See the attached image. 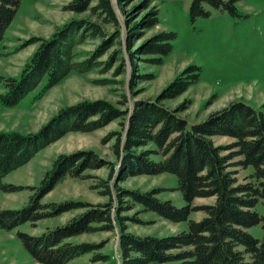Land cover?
Returning a JSON list of instances; mask_svg holds the SVG:
<instances>
[{
    "label": "trees",
    "instance_id": "trees-1",
    "mask_svg": "<svg viewBox=\"0 0 264 264\" xmlns=\"http://www.w3.org/2000/svg\"><path fill=\"white\" fill-rule=\"evenodd\" d=\"M72 0L64 6L66 11L83 13L90 11L98 21L73 18L59 27L48 39L34 38L38 49L23 68L19 77L0 75L5 92L0 93V106L15 107L42 83L36 98H42L72 72L87 73L100 66L108 69L113 59L121 61V73L125 59L121 50L102 62L99 58L116 44L118 32L107 35L104 24L118 25L119 17L113 0ZM124 7L131 0H118ZM145 0V8L151 2ZM240 0H192V21L208 17L207 6L242 16L238 8ZM22 0H0V49L6 31L14 21ZM124 9V8H123ZM159 23L157 6L144 14L140 22L127 19V45L134 71L137 70V54L150 55L148 62L160 65L172 53L173 31H162L147 39L137 51L135 43L144 36L143 31ZM102 38V44L90 57L77 60L76 47L90 38ZM111 38V39H110ZM135 76V74H134ZM201 77V68L189 66L178 75L155 100H135L130 110H121L111 102L99 99L85 101L63 108L37 133L22 134L17 131L0 133V192H17L23 185L4 182L11 172L22 167L42 149L69 132H92L125 117L122 129L114 131L113 152L117 163L104 161L91 150L62 154L43 175L40 184L29 186L32 195L19 209H0V229L12 230L19 225L55 217L61 213L89 206L83 201L43 203L42 199L65 176L87 177L88 169L109 166V179L102 180L103 194L109 198L116 193L119 202L116 213L112 202L92 205L74 216L66 224L48 228L40 235L18 232L20 240L32 257L42 264H72L82 255L93 253L105 243L69 241L83 233L113 231L119 229L121 264H149L175 261L178 264H264V240L250 233L249 228L261 224L264 230V213L256 207L264 205V106L256 107L244 101L232 102L220 111L212 113L200 122H190L161 104L164 99L175 98ZM134 84V82H132ZM228 136V144H216L214 137ZM161 156L160 159L153 158ZM253 171L239 178L231 168ZM171 173L177 178V186L186 204L178 206L171 199L158 194L165 188L141 191L120 186L128 177ZM115 195V194H114ZM197 198H213L209 204L195 205ZM113 199V198H111ZM129 201H132L131 203ZM134 204L144 206V211H154L176 223L187 222V229L179 233L158 236H139L127 231L128 220L143 223L136 217L123 215ZM203 212L199 219L192 213ZM110 257L96 252L92 263L109 261Z\"/></svg>",
    "mask_w": 264,
    "mask_h": 264
},
{
    "label": "rangeland",
    "instance_id": "rangeland-1",
    "mask_svg": "<svg viewBox=\"0 0 264 264\" xmlns=\"http://www.w3.org/2000/svg\"><path fill=\"white\" fill-rule=\"evenodd\" d=\"M72 0H22L18 13L6 31L0 49V75L19 77L27 62L39 47V42L30 43L34 38H50L53 33L73 18L91 19L99 22V17L90 11L76 13L66 11L64 6ZM145 0H131L129 4L120 7L118 0H113L119 24H103L107 35L118 32L120 36L116 44L107 49L99 58L105 62L113 57L115 51L121 50L126 62L125 71L121 73V61L113 59V65L108 69L100 66L87 73L72 72L67 78L53 86L42 98L35 96L41 91L43 84L34 93H30L25 103L18 108L0 109V133L17 131L22 134L37 133L53 116L63 108L85 102L104 99L121 110H130L135 100H155L165 88L189 66L201 68L200 80L190 86L181 95L164 99L160 103L169 109L177 110L183 118L190 122H200L212 113L222 110L232 102L244 101L250 105L264 106V0H240L238 8L242 16H233L220 9L209 6L208 17H200L192 21L190 4L192 0H156L149 8L142 4ZM96 4V0L92 5ZM159 9V23L145 31L144 36L135 43L134 50L147 39L162 31L176 33L173 51L165 57L163 64L155 65L148 62L150 55L137 54V70L131 61L127 45V19L131 16L133 22H140L141 17L155 7ZM124 8V9H123ZM111 39V38H110ZM102 38H90L75 49L77 60L90 57L102 44ZM113 55V56H112ZM135 74V76H134ZM134 82V84H132ZM3 84V83H1ZM31 98V99H30ZM264 109V107H263ZM125 117L114 120L104 128L92 132L72 131L42 149L35 157L22 167L11 172L4 182L28 186L17 192H0V209L22 208L30 199L32 190L29 186H37L43 175L62 154L91 150L104 161L117 163L113 152L114 131L122 129ZM216 144H228L233 141L228 136L213 138ZM160 159L161 156H154ZM236 170L239 178H244L253 171ZM109 166L85 171L87 177H63L56 187L42 199L43 203L63 202L68 200L83 201L89 206L61 213L55 217L39 220L36 224L26 222L12 230L0 229V264H42L36 261L28 252L18 236L24 231L40 235L48 228L66 224L74 216L91 208L92 205L112 202L116 213L119 202L116 193L109 198L103 194L105 190L100 185L102 180L109 179ZM114 180H110L112 184ZM121 187L150 191L165 188L158 194L162 199H171L178 206L186 202L180 191L175 190L177 178L171 173L158 175H136L128 177L120 183ZM129 201V199H127ZM213 198H197L195 205L209 204ZM130 203L132 201H129ZM123 211V215L140 218L143 223L128 220L127 231L139 236L164 237L187 229V222H173L154 211H144V206ZM256 209L264 213V205L260 201ZM203 212L192 213L191 217L199 219ZM255 237L264 240V230L261 224L249 228ZM75 243L104 242L101 252L110 257L109 261L99 264H121L119 252V229L83 233L72 237ZM70 240V239H69ZM96 252L82 255L72 261V264H95L92 257ZM149 264H160L152 262ZM161 264H178L171 261Z\"/></svg>",
    "mask_w": 264,
    "mask_h": 264
},
{
    "label": "crops",
    "instance_id": "crops-1",
    "mask_svg": "<svg viewBox=\"0 0 264 264\" xmlns=\"http://www.w3.org/2000/svg\"><path fill=\"white\" fill-rule=\"evenodd\" d=\"M3 47V45L1 46V48ZM5 54H2L1 56H0V58H2L3 56H4ZM15 77V76H14ZM2 92H5V86L3 85V84H1L0 83V93H2ZM35 91H33L32 93H34ZM29 97V95L24 99V100H22V102L20 103V104H18L17 106H15V107H10V108H18V107H21L24 103H25V101H26V99ZM31 99V98H30ZM8 109V107H2V106H0V109ZM1 119V118H0ZM1 121V120H0ZM69 241H73V239L72 238H70V240Z\"/></svg>",
    "mask_w": 264,
    "mask_h": 264
}]
</instances>
